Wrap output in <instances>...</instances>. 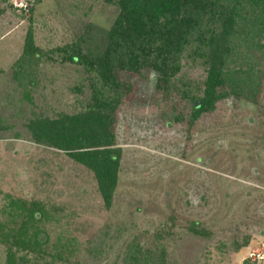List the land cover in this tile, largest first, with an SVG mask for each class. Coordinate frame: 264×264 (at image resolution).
Listing matches in <instances>:
<instances>
[{"label":"rangeland","instance_id":"rangeland-1","mask_svg":"<svg viewBox=\"0 0 264 264\" xmlns=\"http://www.w3.org/2000/svg\"><path fill=\"white\" fill-rule=\"evenodd\" d=\"M33 9L19 16L0 0V220L10 198L40 201L50 214L47 253L18 255L26 264H126L137 246L164 264H252L251 255L264 253V47L253 51L262 72L257 100L222 99L191 125L188 97L158 89L147 69L119 72L131 88L117 110L121 158L106 206L92 171L34 141L27 124L83 107V69L54 49L89 22L108 28L117 8L37 0ZM30 28L44 53L24 62ZM180 76L201 81L205 71L187 62ZM4 257L0 242V264Z\"/></svg>","mask_w":264,"mask_h":264},{"label":"trees","instance_id":"trees-1","mask_svg":"<svg viewBox=\"0 0 264 264\" xmlns=\"http://www.w3.org/2000/svg\"><path fill=\"white\" fill-rule=\"evenodd\" d=\"M36 1L29 10L17 12L5 0L19 16L31 15ZM104 1L117 8L108 28L89 22L69 43L54 49L63 54L62 61L82 67L89 88L86 103L71 114L60 112L27 125L34 141L62 150L89 168L109 206L121 158L115 135L117 110L131 88L121 80L119 72L141 74L147 69L155 74L158 89L177 90L188 97L189 125L201 114L215 109L222 99L256 101L262 72L253 51L264 47V0ZM23 51L24 62L29 57L43 56L31 28ZM187 62L203 68L205 76L201 81L181 78L180 72ZM77 89L84 96V89ZM5 210L7 220H0L3 264L28 263L26 254L18 255L22 250L39 256L47 253L50 233L45 224L50 214L46 205L37 200L10 198ZM62 245L59 239L54 244L57 257L65 259L60 251ZM147 253H141L137 246L130 247L127 263L164 264L163 257L154 259ZM262 260L255 257L249 261L256 264L254 261Z\"/></svg>","mask_w":264,"mask_h":264},{"label":"built area","instance_id":"built-area-1","mask_svg":"<svg viewBox=\"0 0 264 264\" xmlns=\"http://www.w3.org/2000/svg\"><path fill=\"white\" fill-rule=\"evenodd\" d=\"M10 3H12V5L14 6V8L16 9L17 12L19 11H27L31 8V6L33 5V1L34 0H9ZM257 257L259 259H263L264 260V254L263 253H258L255 255H253V259Z\"/></svg>","mask_w":264,"mask_h":264}]
</instances>
